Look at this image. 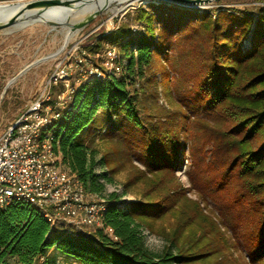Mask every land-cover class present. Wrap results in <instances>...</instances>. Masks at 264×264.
<instances>
[{"label": "trees", "instance_id": "16d2710c", "mask_svg": "<svg viewBox=\"0 0 264 264\" xmlns=\"http://www.w3.org/2000/svg\"><path fill=\"white\" fill-rule=\"evenodd\" d=\"M136 15L139 29L122 20L85 44L116 46L119 74L80 85L74 110L53 126L54 150L104 199L103 224L117 239L102 228L54 229L14 201L0 208V264H57L58 255L80 264H264V6L212 13L147 1ZM98 137L126 140L134 200L107 190L116 150L100 152ZM185 157L188 187L177 176ZM144 230L162 238L159 249Z\"/></svg>", "mask_w": 264, "mask_h": 264}, {"label": "built area", "instance_id": "2783aa9c", "mask_svg": "<svg viewBox=\"0 0 264 264\" xmlns=\"http://www.w3.org/2000/svg\"><path fill=\"white\" fill-rule=\"evenodd\" d=\"M115 26H107L106 31ZM120 60L116 46L106 42L93 49L80 40L58 58L44 88L0 135V208L25 201L51 226L59 223L63 230L71 226L75 232L102 228L107 236L117 239L114 228L103 224L104 199L88 192L54 150L53 126L64 111L74 110L71 100L80 85L119 74Z\"/></svg>", "mask_w": 264, "mask_h": 264}, {"label": "rangeland", "instance_id": "374dc122", "mask_svg": "<svg viewBox=\"0 0 264 264\" xmlns=\"http://www.w3.org/2000/svg\"><path fill=\"white\" fill-rule=\"evenodd\" d=\"M0 1H16V0H0ZM159 2L162 0H147ZM146 1V2H147ZM167 4H175L180 7L192 8L202 12L204 10L215 13L217 9H232L251 11L254 14L259 8L264 6V0H206L198 4V7H190L192 4L186 2L162 1ZM145 4L142 0H111L108 6L97 12L89 21L73 30L69 38L64 43L65 31L71 24H57L51 26L41 21H33L31 19H21L17 23L8 24L0 30V91L4 84L11 80L4 90L0 101V135L5 128L13 121L14 117L22 111L28 102L37 95L47 82L54 64L61 57L71 44L80 40L82 44H88L93 41L101 31H106L107 26L116 25L117 22L127 20L134 29H139V21L137 20V7ZM116 9V10H114ZM68 22L72 23L73 12H70ZM85 18L82 14L75 17ZM80 21V20H79ZM247 44V40L245 41ZM50 54H54L50 58H45ZM37 60V61H35ZM33 62L29 67L18 72L29 62ZM2 104V106H1ZM166 105V104H164ZM64 116V115H63ZM63 116L58 120L61 121ZM126 136V134H124ZM100 152L105 150H116V175L115 183H108L106 188L108 191L117 190L122 194L123 200H134L137 195L133 188L128 184L129 177L124 166V160L127 157L128 144L125 139L115 137L112 139L98 137L95 141ZM134 163H140L133 159ZM141 166V165H140ZM188 168V160L185 157L181 167L177 171L180 183L184 187H188V178L186 170ZM125 184V187H123ZM190 196L196 198L191 192ZM216 210L212 202L208 206ZM54 229L63 230L62 224L56 223ZM72 231L69 226L68 230ZM93 228H83L89 231ZM66 230V231H68ZM145 243L151 249H159L163 240L160 236L144 230ZM57 264H80L77 260L63 255L57 256Z\"/></svg>", "mask_w": 264, "mask_h": 264}, {"label": "water", "instance_id": "95a60500", "mask_svg": "<svg viewBox=\"0 0 264 264\" xmlns=\"http://www.w3.org/2000/svg\"><path fill=\"white\" fill-rule=\"evenodd\" d=\"M85 1L83 7L79 10L90 7L98 0H16V1H0V30L8 24L17 23L21 19H34L38 13H48L55 9L75 6V3ZM133 1V0H132ZM172 2H186L189 4L198 5L206 0H162ZM37 61V60H35ZM26 64L17 75L29 67L33 62ZM9 80L0 91V101L4 90L8 86Z\"/></svg>", "mask_w": 264, "mask_h": 264}, {"label": "bare ground", "instance_id": "6f19581e", "mask_svg": "<svg viewBox=\"0 0 264 264\" xmlns=\"http://www.w3.org/2000/svg\"><path fill=\"white\" fill-rule=\"evenodd\" d=\"M111 0H98L94 4H92L90 7L85 8L82 11H79L83 5L85 4V1H81L78 3H75V6H70V7H65V8H60V9H55L52 10L48 13H38V15H35L34 19H31L33 21H41L46 24H49L51 26L57 25V24H71V26L65 31V39L64 43L66 40L69 38L71 33L73 32L74 29L80 27L83 25L85 22L89 21L97 12L101 11L102 9L106 8L108 6V3ZM116 10V9H114ZM70 12H73V19L71 22H68V15H70ZM82 14L85 18L83 17H78V19H75L76 16ZM80 20V21H79ZM5 27V26H4ZM3 27V28H4ZM2 28V29H3ZM54 54H50L45 58H50Z\"/></svg>", "mask_w": 264, "mask_h": 264}]
</instances>
